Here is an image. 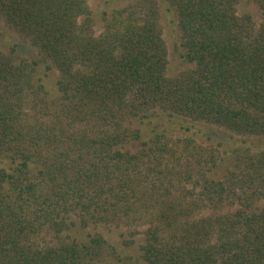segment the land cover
<instances>
[{
	"label": "trees",
	"instance_id": "trees-1",
	"mask_svg": "<svg viewBox=\"0 0 264 264\" xmlns=\"http://www.w3.org/2000/svg\"><path fill=\"white\" fill-rule=\"evenodd\" d=\"M166 1L194 65L175 77L157 0L104 13L96 35L87 0H0L3 21L58 72L59 92L50 103L38 97L39 61L0 54V264H110L99 234L87 244L59 239L72 215L83 227L144 226L147 264H264V208L252 206L264 192V154L242 158L224 180L200 173L194 197L185 186L193 173L174 166L177 143L157 131L174 122L166 115L264 136V0H254L257 26L238 0ZM142 130L154 137L126 148ZM184 150L189 169L215 165L191 140ZM174 178L184 186L173 188ZM232 200L239 207L227 209ZM202 207L210 212L198 217ZM48 234L58 241L41 243Z\"/></svg>",
	"mask_w": 264,
	"mask_h": 264
},
{
	"label": "rangeland",
	"instance_id": "rangeland-1",
	"mask_svg": "<svg viewBox=\"0 0 264 264\" xmlns=\"http://www.w3.org/2000/svg\"><path fill=\"white\" fill-rule=\"evenodd\" d=\"M135 0H87L89 9L92 12L93 31L99 34L103 29V14H110L113 10L126 7ZM159 7V20L162 28V37L165 41L167 48V66L166 75L168 77H175L180 73L193 68V63H190L184 57V50L181 46V36L176 22V16L169 3L166 0H157ZM237 12L239 15H249L252 22L257 26L261 22V11L254 0H238ZM0 54L12 55L16 62H27L31 65L32 61L38 60V65L33 66L31 74V82L33 87L38 83L43 84L44 89L38 90L36 95L42 97L48 103L54 101L58 95V88L56 81L58 79V72L56 69L50 66V69L46 68L47 63L42 62L37 50L19 33L10 28L0 17ZM49 64V63H48ZM50 65V64H49ZM33 92L30 90V95H25L23 100L24 104L32 98ZM36 98V97H35ZM37 102V99H35ZM51 108L49 107L48 111ZM161 114V113H160ZM47 121L49 116L43 115ZM155 114L151 118L152 121H158ZM166 117L163 121H174L172 124L164 123V125L157 127L158 132H162L167 139L177 143L176 149L178 155L182 159L174 166L178 169V166L184 167L182 170H188L193 173L192 185L185 184L186 189H193L197 194L201 191V174L213 180H224L228 176V173L233 171L236 164L243 163L245 157H255L258 154H264V136H244L233 134L223 128L209 125L203 122H192L190 119L184 117L173 116L168 120ZM134 120V119H133ZM133 127H140L138 120L130 121ZM179 123V124H178ZM188 125L190 130L180 128L179 125ZM211 130H215L217 134L212 133ZM154 136L152 133H148L142 130V137L140 140L132 141L125 145L126 148L135 151L139 149V144L142 140H150ZM191 140L193 145L200 148H206L214 155L215 165L212 166L209 162L203 166H193L192 168L186 166L189 159L186 160V156L190 155L184 150V144ZM137 143V144H133ZM188 154V155H187ZM243 158V159H242ZM194 159V158H193ZM208 159V158H207ZM191 161V160H190ZM186 168V169H185ZM169 170V168L167 169ZM166 170V171H167ZM181 170V171H182ZM186 170V173H187ZM173 172H176L174 170ZM174 176V175H173ZM176 176V175H175ZM171 177V174H170ZM179 179H183L181 176ZM167 182V180H165ZM168 184V182H167ZM171 186L173 188L180 189L184 186V181L178 182L176 178L171 180ZM185 189V188H184ZM229 205V204H228ZM227 205V209H236L239 207L238 203L232 200V204ZM253 208H264V192L260 195V198L252 203ZM212 209V208H211ZM213 210H215L213 208ZM226 210V208L224 209ZM210 209L208 207H202L195 213L198 217H203L209 214ZM70 221L73 223H70ZM68 228L60 234V240L65 241H77L79 243H89L91 237L96 234L101 235L106 244L103 249L104 262L110 264H147L140 257V245L144 242V226L126 227V226H110V225H96L89 224L83 227L75 215L70 216ZM58 239L53 234L45 235L41 243L51 244L56 243ZM132 241V242H130ZM111 247V248H109ZM134 256V258H133Z\"/></svg>",
	"mask_w": 264,
	"mask_h": 264
}]
</instances>
